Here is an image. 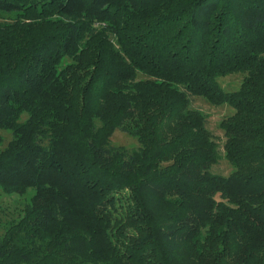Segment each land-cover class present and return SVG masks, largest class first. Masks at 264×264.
Segmentation results:
<instances>
[{
    "label": "trees",
    "instance_id": "obj_1",
    "mask_svg": "<svg viewBox=\"0 0 264 264\" xmlns=\"http://www.w3.org/2000/svg\"><path fill=\"white\" fill-rule=\"evenodd\" d=\"M0 130V264H264V0H0Z\"/></svg>",
    "mask_w": 264,
    "mask_h": 264
},
{
    "label": "rangeland",
    "instance_id": "obj_2",
    "mask_svg": "<svg viewBox=\"0 0 264 264\" xmlns=\"http://www.w3.org/2000/svg\"><path fill=\"white\" fill-rule=\"evenodd\" d=\"M70 62V59L65 61ZM244 76L242 74H233L220 79L221 86L229 92L240 89ZM192 107L207 118V127L214 135L216 142L219 144L221 151H223L224 133L220 129V123L234 114V109L228 106L215 107L207 103L204 99H194ZM28 119L26 114L20 118L21 123H25ZM3 138V144L0 146L1 150L13 141L14 136L11 130H0ZM110 145L114 147H122L126 150L132 151L139 146L138 139L121 131H116L110 140ZM233 171L230 164L223 158L219 164L214 166L213 172L223 176H229ZM35 190L28 188L24 192L8 191L0 187V240L5 237L7 231L18 223L24 216V210L27 205L31 203Z\"/></svg>",
    "mask_w": 264,
    "mask_h": 264
}]
</instances>
